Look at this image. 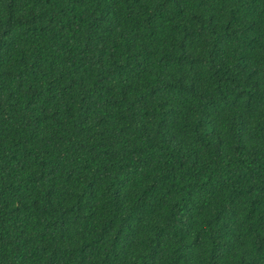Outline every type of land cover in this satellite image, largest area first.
I'll return each instance as SVG.
<instances>
[{"label": "trees", "instance_id": "obj_1", "mask_svg": "<svg viewBox=\"0 0 264 264\" xmlns=\"http://www.w3.org/2000/svg\"><path fill=\"white\" fill-rule=\"evenodd\" d=\"M0 264H264V0H0Z\"/></svg>", "mask_w": 264, "mask_h": 264}]
</instances>
